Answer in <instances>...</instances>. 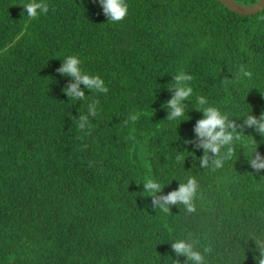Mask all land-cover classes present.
I'll return each instance as SVG.
<instances>
[{
	"label": "trees",
	"instance_id": "1",
	"mask_svg": "<svg viewBox=\"0 0 264 264\" xmlns=\"http://www.w3.org/2000/svg\"><path fill=\"white\" fill-rule=\"evenodd\" d=\"M29 2L0 0V264H185L171 247L178 239L210 247L206 264H258L264 170L248 159L256 148L264 156V138L245 125L213 171L200 164L195 128L203 107L238 126L264 112V8L239 15L218 0H126L125 19L112 22L99 0H45L35 19ZM72 55L106 93L81 84L85 98H68L73 80L56 69ZM181 72L193 93L169 120L167 87ZM190 177L195 213L153 208L143 191L148 178L167 195Z\"/></svg>",
	"mask_w": 264,
	"mask_h": 264
},
{
	"label": "clouds",
	"instance_id": "2",
	"mask_svg": "<svg viewBox=\"0 0 264 264\" xmlns=\"http://www.w3.org/2000/svg\"><path fill=\"white\" fill-rule=\"evenodd\" d=\"M99 4L103 9L104 15L108 21L120 22L125 19L128 13V4L126 0H99ZM262 4V0H261ZM257 5V7H261ZM24 12L31 19L37 18L40 14H47L49 7L45 0H30L29 3L22 5ZM63 65L56 69V71L64 76L71 77L73 82L70 83L64 92L67 93L69 99L83 100L85 92L80 88L83 84L85 88L90 91H97L106 93L108 91L104 81L98 75H89L82 71L81 61L75 56H68L63 60ZM239 76L246 78L252 77L250 70H245L243 65L240 66ZM239 76L237 79H239ZM174 82L171 87H167L169 91H174L173 97L167 101V108L170 109L167 118L169 120L182 117L185 112V106L182 103L184 100L192 95L193 89L188 86V82L192 80V76L183 72L173 76ZM199 105L204 106L207 104L205 97L200 96L197 98ZM96 103L93 102L88 107L89 115L96 116ZM204 118L197 122L195 131L199 138V143L196 145L198 148H203L204 154L200 157V164L203 168L211 167L213 171L222 168L224 162L232 158L235 154L234 143L239 141L241 133L244 134V126L255 128V131L264 138V112L257 118L249 114L243 119V124L237 125L234 120L229 119L226 114L214 107H203ZM135 119V117H133ZM78 127L83 130L89 124L88 115H80ZM185 143H191L186 141ZM226 149V150H224ZM223 150V151H222ZM177 161L183 162L185 158L183 155L176 157ZM248 163L256 172L264 170V156H262L257 148L253 151L252 156L248 159ZM162 185L151 178H148L143 183V191L149 193L148 197L152 198V207H159L165 212L170 211L173 205L182 204L188 213H195V199L198 196L199 184L195 177L188 178L186 183H179L177 190L169 192L167 195H161L163 191ZM255 241L256 249L259 251L258 264H264V241L253 238ZM198 241L192 239H178L171 243V247L177 257L184 256L186 258L185 264H206L205 253H209L212 249L206 246L203 252L197 250ZM180 264L179 260L175 261Z\"/></svg>",
	"mask_w": 264,
	"mask_h": 264
},
{
	"label": "water",
	"instance_id": "3",
	"mask_svg": "<svg viewBox=\"0 0 264 264\" xmlns=\"http://www.w3.org/2000/svg\"><path fill=\"white\" fill-rule=\"evenodd\" d=\"M221 4H223L225 7H227L229 10L239 14V15H249L253 13H257L261 11L264 8V0L256 1L253 4H242L235 0H218ZM261 7H257V5H260Z\"/></svg>",
	"mask_w": 264,
	"mask_h": 264
}]
</instances>
